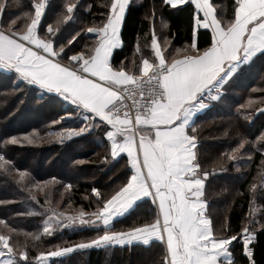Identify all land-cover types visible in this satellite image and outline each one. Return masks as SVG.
<instances>
[{"label": "trees", "instance_id": "trees-1", "mask_svg": "<svg viewBox=\"0 0 264 264\" xmlns=\"http://www.w3.org/2000/svg\"><path fill=\"white\" fill-rule=\"evenodd\" d=\"M68 2L77 5L73 19L57 23L67 14ZM211 2L222 25L233 19L235 0ZM4 3L7 6L0 13V26L7 30L10 21L18 17L16 27L25 30L30 16L34 15L33 0H4ZM110 3L111 0H49L39 34L45 39L52 38L55 48L64 45L60 59L70 63L72 55L92 51L96 38L87 28L103 26ZM196 15L190 2L172 7L164 0H131L122 26L123 46L113 53L112 64L119 67L123 61L127 69L135 71L143 57H152L153 32L159 41L170 43L168 60L183 51H191L194 31L197 47L202 51L211 43V31L203 28L196 31ZM49 24L56 30L54 36L46 32ZM73 36L76 39L69 43ZM222 91V98L209 102L210 106L195 122L197 161L200 171L209 173L205 187L207 214L217 236H241L245 226L254 225L253 260L255 264H264V228L261 227L264 186L260 181L264 172V140L259 139L264 135V54L242 65ZM69 113L73 117L60 120ZM95 123L82 136L51 141L50 135L61 128L81 127L79 110L58 95L29 85L14 71L0 69V156L10 162L8 171L0 168V234L9 235L17 250L27 251L31 264H37L35 258L42 251L72 246L103 234L105 228L101 226L76 227L68 223L55 228L51 235L45 234L43 228L53 213L63 214L59 216L62 220L71 213H95L132 175L126 157L111 156L106 126L98 118ZM12 137L19 142L12 143ZM25 137L35 142L28 143ZM244 140L248 143L240 149L238 158L229 159ZM21 172L25 173L23 180ZM253 184L257 186L255 196L251 191ZM94 188L99 191V197L92 191ZM250 205L256 208L252 215ZM155 219V206L146 199L128 216L116 221L110 231L126 232ZM37 235L40 239L34 238ZM230 252L232 264H250L240 239L233 241ZM165 255L161 242L150 246L90 247L51 258L50 264H163Z\"/></svg>", "mask_w": 264, "mask_h": 264}, {"label": "snow or ice", "instance_id": "snow-or-ice-1", "mask_svg": "<svg viewBox=\"0 0 264 264\" xmlns=\"http://www.w3.org/2000/svg\"><path fill=\"white\" fill-rule=\"evenodd\" d=\"M188 2L195 6L197 29L211 31L210 45L201 51L194 31L189 54L182 59L168 60L153 32L152 57H143L135 71L127 69L123 61L119 67L111 62L113 49L122 44L118 33L129 0H111L103 26L87 28L88 33L95 34L94 48L88 54L72 55L69 58L72 64L60 62L64 45L55 48L52 38L45 39L38 34L46 0H33L34 15L30 16L25 30L16 27L18 17L10 21L7 31L0 30V68L14 71L29 85L58 94L83 114L84 126L64 129L60 135L71 139L86 133L96 126L98 118L107 128L111 156L116 158L126 153L133 170L127 182L91 214L95 220H85L86 213H79L82 225L101 221L105 227L103 234L72 246L42 251L35 258L37 264H50L51 258L62 257L74 249L132 241L147 245L153 239L166 245L163 264H222L221 257L232 264L230 246L238 239L250 264H255L250 247L256 239L254 225L245 226L242 236L214 234L206 215L207 202L203 199L209 173L200 171L195 151L197 127L193 125L194 117L207 109L209 102L222 98L224 85L242 65L258 53L264 54V0H235L234 17L226 25L217 18L210 0H164L172 7ZM6 6L0 0V13ZM65 7L67 14L57 23L73 19L76 3L68 2ZM55 32L49 24L47 33L54 36ZM75 39L73 36L69 43ZM136 51H140L139 46ZM67 115L70 117L71 113ZM25 139L28 143L35 142ZM259 139L264 140V135ZM11 142L19 141L12 137ZM246 143L242 141L228 158L237 159ZM0 168L5 171L10 168V162L3 156H0ZM24 176L21 172V180ZM256 187L251 186L253 196ZM92 191L100 196L97 189ZM144 197H151L154 204L158 202L159 213L154 223L128 232L109 230L113 217L125 214ZM255 211L250 205V215ZM53 215L59 225V216L63 214ZM76 219L67 217L70 224ZM56 225L49 217L43 232L51 235ZM34 238L40 239V236ZM10 240L9 235L0 234V264H21V261L31 264L28 252L17 250Z\"/></svg>", "mask_w": 264, "mask_h": 264}, {"label": "rangeland", "instance_id": "rangeland-1", "mask_svg": "<svg viewBox=\"0 0 264 264\" xmlns=\"http://www.w3.org/2000/svg\"><path fill=\"white\" fill-rule=\"evenodd\" d=\"M211 1V0H210ZM212 3V2H211ZM5 31H7L6 29H4ZM158 38V37H157ZM159 39V38H158ZM158 42L160 43V46H161V48H162V50L164 51V55H165V57H166V59H168V57H167V53L169 52V50H170V43L168 42V40H163V41H159L158 40ZM189 52L190 51H183V52H181V53H179V55H176V56H174V57H182L183 58V56L184 55H187V54H189ZM169 57H170V55H169ZM174 57H172V58H169V60H171V59H173ZM61 62L62 63H66V62H63L62 60H61ZM67 64V63H66ZM64 100V99H63ZM65 101V100H64ZM67 103H70L71 104V102L70 101H66ZM69 116L67 115V114H65V115H63L62 117H60V120L61 121H65V119L66 118H68ZM70 117H73V114L71 113V116ZM81 119H82V122H83V124L81 125V126H84V124H85V122H84V119H83V114H81ZM68 128H73V127H64V128H61V129H59L58 131H56L55 133H52L51 135H50V139H51V141H53V142H57V141H59V140H69V139H65L63 136H61L60 135V133H62L63 132V130L64 129H68ZM75 129H78V128H75ZM91 130V128L87 131V132H89ZM86 132V133H87ZM85 133H83V134H81V135H79V136H82V135H84ZM79 136H74V137H72V138H76V137H79ZM260 181H264V172H262V174H261V178H260ZM261 185L262 186H264V183H261ZM256 209V208H255ZM255 213H256V211H255ZM92 213H86V215L83 217V219H85V220H88V219H92V220H95V217L94 216H92L91 215ZM52 217V223L54 224V225H56V217H54V216H51ZM69 217H76L77 219H76V222L75 223H71V225H73V226H76V227H86V226H88V227H96V228H98V227H100L101 226V221H96L94 224H80L79 223V219H80V217H79V214H76V213H71L70 215H69ZM49 220V218L46 220V221H48ZM69 222L67 221V219H65V220H62V219H59V225H66V224H68ZM70 224V223H69ZM59 225H56L55 227H54V229L55 228H57V227H59ZM45 226V225H44ZM53 229V230H54ZM52 230V231H53ZM92 247H97V246H92ZM97 248H100V247H97Z\"/></svg>", "mask_w": 264, "mask_h": 264}, {"label": "crops", "instance_id": "crops-1", "mask_svg": "<svg viewBox=\"0 0 264 264\" xmlns=\"http://www.w3.org/2000/svg\"><path fill=\"white\" fill-rule=\"evenodd\" d=\"M48 1L49 0H46V7H47V4H48ZM131 2V0H129V3ZM211 2V1H210ZM189 3V2H188ZM185 4H187V3H185ZM185 4H183V5H185ZM183 5H178V6H176V7H179V6H183ZM128 8V7H127ZM126 11H127V9H126ZM202 15V14H201ZM44 16V15H43ZM43 18V17H42ZM124 21V20H123ZM41 22H42V19H41ZM41 22H40V24H41ZM40 24H39V26H38V34H39V28H40ZM122 26H123V22H122ZM122 26H121V29H120V31H119V33H118V36H119V39L121 40V42H122V44H121V46H117L115 49H113V52H112V56H113V53L115 52V50H117V49H120L122 46H123V41H122V36H121V32H122ZM200 28H202V27H200ZM199 30V28L197 29V26H196V31H198ZM210 31V30H209ZM46 32H47V29H46ZM90 35H92V34H94V33H89ZM40 35V34H39ZM95 35V34H94ZM42 38H44V37H42ZM53 46L55 47V44H54V42H53ZM79 53H81V52H79ZM78 54V53H77ZM75 55V54H74ZM257 55H259V53L257 54ZM256 55V56H257ZM112 56H111V59H112ZM255 56V57H256ZM255 57H253L252 59H254ZM251 59V60H252ZM60 62H61V59H60ZM251 62V61H250ZM250 62H248V63H250ZM62 63V62H61ZM73 62H70V63H67V64H72ZM64 64V63H63ZM66 64V63H65ZM0 69H2V68H0ZM231 79V78H230ZM36 87H38L39 88V86L38 85H35ZM41 89V88H40ZM42 91H44V92H47L46 90H43V89H41ZM223 92V91H222ZM47 93H49V92H47ZM49 94H53V95H58V94H56V93H49ZM59 96V95H58ZM60 97V96H59ZM60 98H62V97H60ZM63 99V98H62ZM206 110V109H205ZM205 110H202L200 113H198L195 117H194V121L196 122V120H197V118H198V116H200V114H202V113H204V111ZM193 126H195V124L193 125ZM189 132H190V129H189ZM191 134V133H190ZM195 151H197V149H195ZM121 157H126L127 159H128V161H129V158H128V156H127V154L126 153H121L118 157H116L115 159H119V158H121ZM130 164V163H129ZM130 167H131V165H130ZM132 169V168H131ZM133 171V170H132ZM205 187H206V181H205ZM146 199H149V200H151L152 201V199H151V197H144V198H142L140 201H137L136 202V204L133 206V208L132 209H130L128 212H126L125 214H123V215H120V216H115V217H113L112 218V221L110 222V228H109V230L110 229H112L113 228V226H114V223L116 222V221H119V220H121V219H123V218H125L126 216H128L135 208H136V206H137V204L138 203H140L141 201H143V200H146ZM203 199H205V195H204V197H203ZM153 203V202H152ZM153 205L155 206V210H156V218H157V215H158V213H159V209H158V202L157 203H153ZM207 210H208V204H207ZM206 215L208 216V214H207V211H206ZM211 220V219H210ZM154 222H155V220H154ZM153 222V223H154ZM101 227H103V228H105L104 227V225H103V223L101 222ZM126 232H128V231H126ZM154 242H161V241H158V240H155V239H153V240H150L149 241V244H147V245H145V244H143V242L142 241H132L131 243H126V244H123V245H121V244H112V245H108V246H119V247H122V246H132V245H143V246H150L152 243H154ZM162 243V242H161ZM164 244V243H163ZM101 248H103V247H107V246H100ZM164 247H165V251H166V245L164 244ZM74 252V251H73ZM73 252H71V253H68V254H65L64 256H67V255H69V254H72ZM64 256H62V257H64ZM231 260H233V257H232V254H231ZM221 262H222V264H227V262H226V259L224 258V257H221Z\"/></svg>", "mask_w": 264, "mask_h": 264}, {"label": "built area", "instance_id": "built-area-1", "mask_svg": "<svg viewBox=\"0 0 264 264\" xmlns=\"http://www.w3.org/2000/svg\"><path fill=\"white\" fill-rule=\"evenodd\" d=\"M0 30H2V31H5L4 30V28L2 27V26H0ZM243 235V232H242V234H241V236ZM256 243V239H255V241L250 245V247L252 248V250H253V255H254V244Z\"/></svg>", "mask_w": 264, "mask_h": 264}]
</instances>
